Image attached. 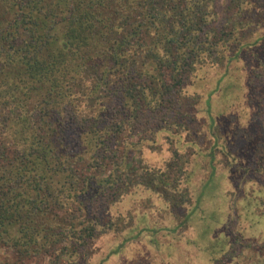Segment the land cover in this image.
Instances as JSON below:
<instances>
[{
    "label": "trees",
    "instance_id": "16d2710c",
    "mask_svg": "<svg viewBox=\"0 0 264 264\" xmlns=\"http://www.w3.org/2000/svg\"><path fill=\"white\" fill-rule=\"evenodd\" d=\"M249 60L248 104L200 122V70ZM161 138L164 168L136 166ZM203 155L264 209V0H0V264H91L132 192L189 227ZM233 261L264 264V239L213 260Z\"/></svg>",
    "mask_w": 264,
    "mask_h": 264
},
{
    "label": "rangeland",
    "instance_id": "374dc122",
    "mask_svg": "<svg viewBox=\"0 0 264 264\" xmlns=\"http://www.w3.org/2000/svg\"><path fill=\"white\" fill-rule=\"evenodd\" d=\"M245 65L241 70L229 71L227 76L217 68L200 70L201 75L208 76L207 82L201 80L187 88L189 93L202 95L196 109L200 122L229 112L233 105L236 108L248 104V74L254 62L249 60ZM252 109L247 108V118ZM164 134L166 131L159 135ZM187 146L184 142L179 143L181 150H186ZM170 157L171 152L161 138L158 144L145 145L134 163L136 166L164 168ZM205 162L210 173H206ZM212 164L204 155L195 156L190 167L191 199L185 207L187 212L193 210L189 227L175 229L170 213L159 205L158 196L149 191L146 194L132 192L110 208L112 216L125 219L127 229L102 235L96 241L98 251L91 264H128L133 260L142 264H214V258L230 251L232 246L242 241L264 239V209L254 203L242 202V193L238 194L232 184L228 169L217 162ZM205 176H209L208 182ZM137 234L138 239L129 240ZM119 246L120 251L113 253ZM0 255L4 261L11 257L4 251Z\"/></svg>",
    "mask_w": 264,
    "mask_h": 264
}]
</instances>
